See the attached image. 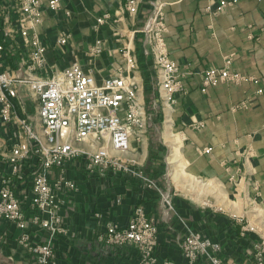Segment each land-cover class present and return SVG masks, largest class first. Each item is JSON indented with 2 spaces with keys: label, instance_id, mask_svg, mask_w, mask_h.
I'll list each match as a JSON object with an SVG mask.
<instances>
[{
  "label": "crops",
  "instance_id": "0c3cea01",
  "mask_svg": "<svg viewBox=\"0 0 264 264\" xmlns=\"http://www.w3.org/2000/svg\"><path fill=\"white\" fill-rule=\"evenodd\" d=\"M151 1L140 0L134 15L123 12V0H61L57 10L45 2L43 20L36 25V31L47 46L48 62L63 69L78 60L100 81L126 66L123 50L129 47L138 58V66L130 74L146 103L144 74L147 67L153 66L152 57L146 53L144 34L138 29ZM219 2L169 0L164 13L165 39L170 57L179 65L184 90L176 93L172 106L158 109L160 127L149 114L153 124L139 137L131 135L129 149L117 154L132 163L131 168L142 169L155 180L156 173H151L162 171L163 152L150 154L151 134L157 132L160 143L169 151L160 133L170 121V129L180 135L185 170L198 179L219 184L224 195L205 196L197 189L188 193L175 189L174 207L167 214L160 203L159 190L166 185L159 175L157 185L148 186L141 177L113 167L89 173L84 159L74 158L66 164L65 175L75 187L64 188L60 193V213L67 232L56 239L57 264H139L138 251L133 246L107 245L100 239L108 223L127 225L137 205H142L157 225L159 261L212 264L206 255H199L192 262L184 257L181 241L190 231L218 241L221 257L230 264H253L256 247L264 248V0H237L215 12ZM14 3L15 0H0V41L11 48L0 62L9 67L16 66L19 52L28 51L18 31ZM105 12L123 14L115 24L116 31L106 25L95 27L96 17ZM64 32L69 34L67 42L58 44L57 39ZM97 39H101L99 52L93 50ZM228 54H233L229 69L249 78L221 82L203 91L202 72L209 67H222ZM156 95L158 101L157 88ZM7 138L5 130L0 131V151L9 149ZM207 147L211 150L205 151ZM150 157L153 163H148ZM233 197L243 202L242 213L229 201ZM208 200L223 209L205 206ZM252 207L260 211L251 219ZM246 221L255 225V230H244ZM5 234L16 239L18 230L13 224L2 222L0 238ZM45 235L39 234L42 238ZM12 239L7 241L16 258L23 264H37L28 251L15 248Z\"/></svg>",
  "mask_w": 264,
  "mask_h": 264
},
{
  "label": "built area",
  "instance_id": "2783aa9c",
  "mask_svg": "<svg viewBox=\"0 0 264 264\" xmlns=\"http://www.w3.org/2000/svg\"><path fill=\"white\" fill-rule=\"evenodd\" d=\"M236 1L220 0L215 12ZM45 2L53 10L61 6V0H15L18 31L28 51L19 52L15 67L0 62V131L8 134L9 147L0 151V223L15 226L18 244L37 264H57L56 239L67 232L60 213V193L64 188L75 187L65 175L70 160L82 157L89 173L113 167L141 177L148 186L157 184L144 170L131 168L132 163L117 154L129 149L131 135L139 137L153 124L141 88L130 74L138 66L137 56L125 47L126 66L100 81L78 60L63 69L54 68L46 57L47 46L36 31V25L43 20ZM168 3L169 0H152L138 29L144 34L147 55L152 57L158 94L154 105L159 109L172 106L176 93L184 90L179 65L170 57L165 39L164 13ZM139 5L140 0H123V12L137 14ZM121 15H98L95 27L106 25L116 31ZM68 36L67 32L62 33L57 43H66ZM100 43L101 39H97L95 52L101 50ZM8 50L11 52L0 41V61ZM224 58L222 67H209L202 72L203 91L221 82L249 78L229 69L233 54ZM204 150L210 151L211 147ZM159 190L160 203L168 214L174 207V191L170 186ZM204 205L223 209L210 200ZM244 230H255V225L246 221ZM41 232L45 237L39 236ZM100 239L107 245L133 246L138 251L139 264H173L157 258V225L142 205L136 206L127 225L108 223ZM181 249L189 262L206 255L212 264H230L220 255L221 244L198 231L186 234ZM253 264H264L261 245L256 247Z\"/></svg>",
  "mask_w": 264,
  "mask_h": 264
},
{
  "label": "bare ground",
  "instance_id": "6f19581e",
  "mask_svg": "<svg viewBox=\"0 0 264 264\" xmlns=\"http://www.w3.org/2000/svg\"><path fill=\"white\" fill-rule=\"evenodd\" d=\"M169 122L170 121H167L166 123V129L164 130L163 135L169 146V174L173 182H175L178 187L186 185H191L192 187L199 186L201 187V190L220 197L219 184L215 183L211 179L206 181L198 179L185 170V159L180 150V135L170 129Z\"/></svg>",
  "mask_w": 264,
  "mask_h": 264
},
{
  "label": "rangeland",
  "instance_id": "374dc122",
  "mask_svg": "<svg viewBox=\"0 0 264 264\" xmlns=\"http://www.w3.org/2000/svg\"><path fill=\"white\" fill-rule=\"evenodd\" d=\"M160 135L162 136L161 140L163 141V137H164L163 133L162 134L160 133ZM166 143H167V141H166ZM161 145H163L165 147L163 153H161V164H162V167H163V169H162L163 174H159V176L161 177L160 181H161L162 184H164L166 186H170L172 191H175V189H177V191H182L183 190V193H188L191 189H197L198 192L200 191V192L204 193L205 196L208 195V194H212V193H209V192L201 190V187H199V186H193L192 187L191 185H186V186H183V187H178L175 184V182H173V180L171 179L170 174H169V163H168L169 151L166 152V148L167 147L163 143ZM155 180L158 181V177L155 176ZM219 195L220 196L224 195V193L220 189V186H219ZM229 201L234 202V203L231 202V204H233V207L236 209V211L241 212V213L243 212L244 207H243V202L241 200H239V199L237 200L235 197H233L232 200L229 199ZM259 211H260L259 208L257 209L256 207H252V210H251V213H250L251 219L253 217H255V214L257 212H259ZM11 236L14 237L13 235H11ZM11 236L8 237L5 234V235H2L1 238H0V240H1L0 241V255H2L1 258L7 259L8 260V264H23V262H21V260L19 258H16L17 254H15L14 251L11 252L10 249H9L10 248V244H9V242L7 240H8V238L12 239ZM12 240H14V242H16L14 247L15 248H17V247L20 248V245L18 244L17 239L13 238ZM4 243L7 245V247H6V245L3 246ZM10 255L12 256V259L9 258ZM28 264H32V263L28 262Z\"/></svg>",
  "mask_w": 264,
  "mask_h": 264
},
{
  "label": "trees",
  "instance_id": "16d2710c",
  "mask_svg": "<svg viewBox=\"0 0 264 264\" xmlns=\"http://www.w3.org/2000/svg\"><path fill=\"white\" fill-rule=\"evenodd\" d=\"M145 81H146V103L148 112L155 118L157 126L160 127L161 118L158 113L157 107L154 105V101L157 100L156 88H157V79L154 73V70L147 67V71H145ZM151 96H153L152 99ZM165 147L161 145L157 132L151 134V142H150V154H156L157 152H163ZM148 163H153L152 157L149 158ZM156 173V174H155ZM151 174H155L156 176L159 174H163L162 171H154Z\"/></svg>",
  "mask_w": 264,
  "mask_h": 264
},
{
  "label": "water",
  "instance_id": "95a60500",
  "mask_svg": "<svg viewBox=\"0 0 264 264\" xmlns=\"http://www.w3.org/2000/svg\"><path fill=\"white\" fill-rule=\"evenodd\" d=\"M5 258H0V264H8V260Z\"/></svg>",
  "mask_w": 264,
  "mask_h": 264
}]
</instances>
